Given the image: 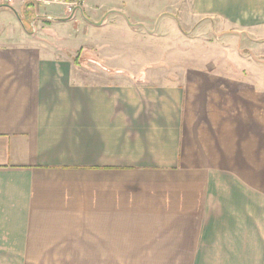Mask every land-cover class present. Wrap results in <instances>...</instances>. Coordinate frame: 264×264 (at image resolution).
<instances>
[{
  "label": "crops",
  "instance_id": "crops-1",
  "mask_svg": "<svg viewBox=\"0 0 264 264\" xmlns=\"http://www.w3.org/2000/svg\"><path fill=\"white\" fill-rule=\"evenodd\" d=\"M175 5L156 19L110 6L62 21L65 5L0 3L15 22L0 26V259L264 264V0ZM37 9L28 31L20 14ZM36 19L216 48L139 77L122 43L100 55L108 42L93 37L71 53L66 37H38Z\"/></svg>",
  "mask_w": 264,
  "mask_h": 264
},
{
  "label": "rangeland",
  "instance_id": "rangeland-1",
  "mask_svg": "<svg viewBox=\"0 0 264 264\" xmlns=\"http://www.w3.org/2000/svg\"><path fill=\"white\" fill-rule=\"evenodd\" d=\"M177 0H148V7H136L134 2L132 0H87V6L84 9V17L90 16V12L94 11L97 13H102L106 7L110 6H116L123 10H127L128 15L131 16H137L142 19H152V18H158L166 15H172L175 12V2ZM31 2V1H29ZM36 3L43 12H50V13H58L62 9V4L57 3H49V4H43L41 2H33ZM80 5L82 3H79ZM78 4V5H79ZM163 10V11H162ZM39 9L37 10H31V15H28L26 12H21V19L24 23L25 29L28 31H32L33 27L35 29L36 23L32 21L33 17H35V14L39 13ZM162 11V12H161ZM160 13V14H159ZM70 12H67V15H69ZM176 14V13H175ZM66 15V16H67ZM129 17V18H130ZM88 18V17H87ZM39 20L43 25H40L39 23V33L38 37H41L42 39H45L48 37L50 40L56 39V37H66V41L64 44L66 45L69 52H71L73 49L76 48V46L79 45H86L90 46L91 42L93 41V37L101 38L102 41L108 42L107 44L102 45L101 44V50H98L99 52L97 54H104V48L105 46H116V43H122V45H125L126 49H132L133 51V57H132V64H135L136 69L140 68V72H138V76L142 77L143 75H148L152 70L155 71V69H159L161 73H168V75H172V66L174 63H184L187 61L189 57V51H193V53L199 52L203 55V53H206L209 50H213L216 48L215 46H212V44H203L197 41L192 40H186L183 37H172V33L164 32L159 33L158 37H152V36H142V35H135L132 40H123L120 41L119 39H111L109 38L108 33L103 32H97L93 33L91 30L87 31V28H85V31L83 33V22L81 20H78L79 22H74L67 24H60L56 22H47L46 19H36ZM165 20V18H164ZM35 21V19H34ZM15 22L13 21V14L10 10L4 9L0 10V26L6 31V32H12L14 28ZM45 24V25H44ZM86 27V26H85ZM36 30V29H35ZM106 31V30H103ZM107 32V31H106ZM95 35V36H94ZM163 36V37H161ZM121 45V46H122ZM92 46V45H91ZM90 46V48H92ZM120 46V44H119ZM118 46V47H119ZM209 49V50H208ZM81 50V49H80ZM80 50L75 51V57L76 63L81 65L85 68V70L89 73L96 72L94 70L92 61H89L91 59H84V57H79ZM211 51L208 53L210 56L213 55ZM72 53V52H71ZM86 57H90L94 59V56L92 54V51H86ZM123 56H114L111 57V59L115 62H124L123 60L125 58H122ZM101 60H107L104 57H100ZM78 60V61H77ZM138 60V61H137ZM89 61V62H88ZM99 61V60H98ZM102 64V63H101ZM117 66V65H116ZM133 67V68H135ZM132 68V69H133ZM103 69V68H102ZM98 70L96 73H101ZM149 77V76H147ZM20 259H0V264H16L18 263Z\"/></svg>",
  "mask_w": 264,
  "mask_h": 264
},
{
  "label": "built area",
  "instance_id": "built-area-1",
  "mask_svg": "<svg viewBox=\"0 0 264 264\" xmlns=\"http://www.w3.org/2000/svg\"><path fill=\"white\" fill-rule=\"evenodd\" d=\"M13 0H0L1 4H8L12 3ZM23 1H33V2H41L43 4H49V3H57L65 5L67 8V11L71 13L72 9L77 6L80 3V0H73L72 2H68V0H23Z\"/></svg>",
  "mask_w": 264,
  "mask_h": 264
},
{
  "label": "water",
  "instance_id": "water-1",
  "mask_svg": "<svg viewBox=\"0 0 264 264\" xmlns=\"http://www.w3.org/2000/svg\"><path fill=\"white\" fill-rule=\"evenodd\" d=\"M76 11H79L81 13V15L83 16V9L80 5H77L75 6L71 13L66 17V18H63V19H59V20H62V21H68L69 19H71L73 17V15L75 14ZM84 17V16H83ZM85 18V17H84ZM86 20H88L87 18H85ZM102 22H98L96 23L97 25H101Z\"/></svg>",
  "mask_w": 264,
  "mask_h": 264
},
{
  "label": "trees",
  "instance_id": "trees-1",
  "mask_svg": "<svg viewBox=\"0 0 264 264\" xmlns=\"http://www.w3.org/2000/svg\"><path fill=\"white\" fill-rule=\"evenodd\" d=\"M1 6H4V5H1ZM39 17V16H38Z\"/></svg>",
  "mask_w": 264,
  "mask_h": 264
}]
</instances>
